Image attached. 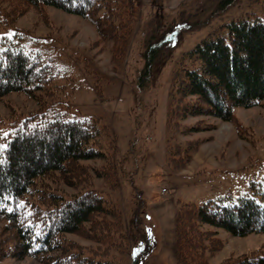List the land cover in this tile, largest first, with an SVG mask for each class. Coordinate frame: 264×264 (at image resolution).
Listing matches in <instances>:
<instances>
[{
	"label": "rangeland",
	"instance_id": "1",
	"mask_svg": "<svg viewBox=\"0 0 264 264\" xmlns=\"http://www.w3.org/2000/svg\"><path fill=\"white\" fill-rule=\"evenodd\" d=\"M5 5L13 9L10 2ZM134 11L136 29L119 57L113 41L102 39L90 20L53 6L28 5L15 21L1 25L0 43L39 52L56 74L52 93L42 94L43 105L23 92L0 96V125L7 130L31 113L51 109L96 125L108 158L84 161L89 169L85 183H63L61 189L72 195L84 186L95 187L120 204L129 252L138 250L150 227L151 239L145 243L151 252L144 264H178L176 222L183 203L221 197L238 201L243 195L264 202L251 186L264 181V104L236 107L233 122L215 116L170 117L172 74L184 54L223 24L250 13L264 20V0H134ZM156 48L149 76L143 78ZM168 144L191 153L185 168L168 165ZM108 172L112 177H106ZM199 227L209 235L205 264L264 256V233L234 236L210 224ZM67 236L83 246L95 245L85 235ZM19 256H2L0 264H45ZM124 260L131 263L129 255Z\"/></svg>",
	"mask_w": 264,
	"mask_h": 264
},
{
	"label": "trees",
	"instance_id": "2",
	"mask_svg": "<svg viewBox=\"0 0 264 264\" xmlns=\"http://www.w3.org/2000/svg\"><path fill=\"white\" fill-rule=\"evenodd\" d=\"M5 1L12 3L13 9H8ZM28 5L53 6L85 17L102 39L113 41L116 57L127 50L136 29L134 0H0V26L15 21V15L24 13ZM157 55L156 48L146 62L143 78H148ZM55 74L52 63L39 52L0 43L1 97L23 92L43 105L42 94L52 93ZM169 95L170 117L174 113L182 118L215 116L233 122L236 107L263 105L264 20L250 13L204 38L174 69ZM51 110L41 115L31 113L7 130L0 125V144H7L0 152L4 160L0 164V222L4 223L0 257L21 254L45 264H126L125 256L129 255V264H144L151 252L145 243L151 239L150 227L143 234L145 245L140 244L134 256L128 251L129 229L120 204L95 187L84 186L72 195L61 189L63 183H85L89 169L84 161L108 157L96 125L68 118L59 109ZM186 150L179 144H168V165L185 168L192 159ZM112 175L108 172L106 177ZM251 186L254 195L264 199V181ZM202 224L234 236L264 233V202L257 196L243 195L238 201L221 197L199 205L183 203L176 222L178 264H205L203 251L209 235L200 229ZM68 234L85 235L95 245L77 244ZM233 264H264V256H248Z\"/></svg>",
	"mask_w": 264,
	"mask_h": 264
},
{
	"label": "snow or ice",
	"instance_id": "3",
	"mask_svg": "<svg viewBox=\"0 0 264 264\" xmlns=\"http://www.w3.org/2000/svg\"><path fill=\"white\" fill-rule=\"evenodd\" d=\"M3 35H9L10 36V35H12V33H6V34H3ZM3 135L7 136L8 133L5 132V133H3ZM6 148H7V144H0V152H3ZM3 163H4V160L2 158H0V164H3ZM0 207H3V205L0 204ZM8 211H12V209L8 208ZM136 251H137L136 249L133 250V255L134 256H135Z\"/></svg>",
	"mask_w": 264,
	"mask_h": 264
}]
</instances>
